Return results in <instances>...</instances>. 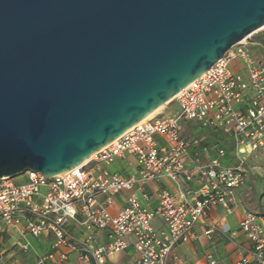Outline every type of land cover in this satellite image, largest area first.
<instances>
[{"label":"water","instance_id":"95a60500","mask_svg":"<svg viewBox=\"0 0 264 264\" xmlns=\"http://www.w3.org/2000/svg\"><path fill=\"white\" fill-rule=\"evenodd\" d=\"M264 28V0H0V179L63 174Z\"/></svg>","mask_w":264,"mask_h":264},{"label":"built area","instance_id":"2783aa9c","mask_svg":"<svg viewBox=\"0 0 264 264\" xmlns=\"http://www.w3.org/2000/svg\"><path fill=\"white\" fill-rule=\"evenodd\" d=\"M249 41L231 48L165 105L177 104L173 114L156 113L139 122L63 174L25 171L22 181L0 179V239L23 226L33 238L52 235L55 245L78 251L84 263L107 264L131 246L133 264H182L175 249L195 239V229L206 222L207 238L241 235L249 243L247 254L232 264H264V213H245L237 229L210 216L217 209L234 212L248 161L264 157V62L254 59ZM236 59L245 75L229 70ZM184 123L192 126L193 138L181 137ZM208 138L212 143L206 144ZM127 157L137 162L131 174L106 168ZM162 181L173 190H158L156 206L149 209L152 194L146 188ZM123 193H128L125 204L111 213L114 198ZM155 218L161 227H153ZM71 223L83 231L81 240L68 232ZM97 231H107L109 241L91 247ZM65 259L62 254L58 262ZM2 260L0 250L5 264ZM204 264L222 263L208 254Z\"/></svg>","mask_w":264,"mask_h":264},{"label":"crops","instance_id":"0c3cea01","mask_svg":"<svg viewBox=\"0 0 264 264\" xmlns=\"http://www.w3.org/2000/svg\"><path fill=\"white\" fill-rule=\"evenodd\" d=\"M264 36V35H262ZM258 45L253 42L248 46V49ZM259 46V45H258ZM257 62H264V51L257 52ZM254 55V54H253ZM252 55V56H253ZM231 66L235 73L245 75V68L240 59L231 62ZM126 162V168L122 167L120 172L123 175L131 174L135 166L133 159L127 157L123 160ZM248 176L244 186L239 190L237 195L238 205L234 212L225 214L222 209H217L211 213V217H217L219 220L228 224L231 229H237L239 221L247 212L254 214L264 213V157L258 156L248 163ZM131 170H128L130 169ZM167 189L172 191V185L167 181L150 184L146 190L152 197L148 203V208L153 209L156 206L155 195L160 189ZM128 193L114 198V204L109 207L111 213H114L119 207L125 204V198ZM203 222L195 229V239L187 244L178 246L175 249V254L179 257L182 264H204L205 258L208 254L222 264H232L239 257L247 254L249 243L243 236H238L234 240H229L227 237L215 233L211 238L204 236ZM155 227H161L160 221L157 219ZM68 232L73 237L81 240L83 238V231L76 223H71L68 226ZM109 241L107 231H97L94 236V241L90 244L91 247L103 246ZM27 246V250L22 247ZM0 250L3 253V263L7 264H39L38 260L52 255V259H46L43 264H94L92 261L84 263L80 259L78 251L70 250L68 247L55 245V239L48 233L42 234L38 238L30 236L26 229L21 226L18 229L7 230L0 239ZM65 254L66 259L58 262L60 255ZM136 258L131 246L127 249L114 255L108 259L107 264H133Z\"/></svg>","mask_w":264,"mask_h":264},{"label":"rangeland","instance_id":"374dc122","mask_svg":"<svg viewBox=\"0 0 264 264\" xmlns=\"http://www.w3.org/2000/svg\"><path fill=\"white\" fill-rule=\"evenodd\" d=\"M262 35H264V28L262 30H260L259 32L253 34L251 37H250V41L246 44V45H250L251 43H253L254 41H256V38L255 37H261ZM258 51H264V46L263 45H256L254 47H251L249 49V52L253 55L254 59L257 60V56L258 55ZM229 70L232 72V73H235L232 66H231V63L229 64L228 66ZM178 110V106L176 103H172L170 104L168 107H166L164 105V107L158 112V113H162L164 115H170V114H173L175 111ZM133 159V158H132ZM137 164L136 160L133 159V165L135 166ZM226 164V162H225ZM99 167H103L102 165H99ZM122 167H127L126 166V162H124L123 160H120V159H116L114 162H112L111 164H109L106 168L110 171V172H114V171H120ZM128 170H131L128 169ZM133 172V171H132ZM14 180L16 181H22L23 180V176H18L16 178H14ZM157 221V218H155L152 222V225L153 227H155V223Z\"/></svg>","mask_w":264,"mask_h":264},{"label":"trees","instance_id":"16d2710c","mask_svg":"<svg viewBox=\"0 0 264 264\" xmlns=\"http://www.w3.org/2000/svg\"><path fill=\"white\" fill-rule=\"evenodd\" d=\"M255 38H256L255 42H257L258 44L264 46V36L255 37ZM181 137L182 138H186V139L194 137L193 128H192V126L189 123H184L183 130H182V133H181ZM205 142H206V144H210V143H212V140L208 138Z\"/></svg>","mask_w":264,"mask_h":264},{"label":"bare ground","instance_id":"6f19581e","mask_svg":"<svg viewBox=\"0 0 264 264\" xmlns=\"http://www.w3.org/2000/svg\"><path fill=\"white\" fill-rule=\"evenodd\" d=\"M163 107H164V105L161 106V107H159L158 109H156L154 112H152L150 115H148V116H147L145 119H143L141 122H143V121L149 119L150 117H152L153 115H155L156 113H158Z\"/></svg>","mask_w":264,"mask_h":264}]
</instances>
